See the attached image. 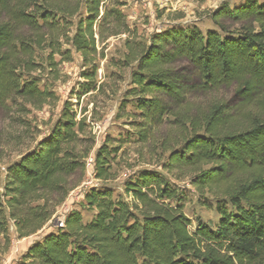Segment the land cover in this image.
I'll use <instances>...</instances> for the list:
<instances>
[{
    "label": "trees",
    "instance_id": "obj_1",
    "mask_svg": "<svg viewBox=\"0 0 264 264\" xmlns=\"http://www.w3.org/2000/svg\"><path fill=\"white\" fill-rule=\"evenodd\" d=\"M124 4L0 0V112L21 126L28 115L54 105L58 97L41 88L37 76L48 71L57 79L58 64L70 61L72 50L89 66L75 97L103 88L95 82L96 59L104 56L106 41L120 35L136 109L129 113L138 118L132 124L140 143L167 115L176 117L171 103L184 101L186 82L176 64L196 71L199 84L192 87L199 91L235 85L244 102L258 97L260 113L249 114L239 130L226 127L230 114L220 103L198 115L185 113L178 146L165 149L162 164L170 176L188 178L200 196L212 197L217 220L198 219L191 230V219L169 203L177 189L165 175L144 169L125 184L130 201L91 188L84 197L95 217L85 223L78 211L69 212L16 264H264V3H221L210 15L220 32L171 27L148 39L131 28ZM226 20L239 27L230 29ZM93 146L86 117L77 118L65 101L50 131L5 165L3 182L0 172V233L11 223L19 237L42 230L79 184L78 175L84 176ZM118 148L103 144L95 151V178L112 176Z\"/></svg>",
    "mask_w": 264,
    "mask_h": 264
},
{
    "label": "rangeland",
    "instance_id": "obj_2",
    "mask_svg": "<svg viewBox=\"0 0 264 264\" xmlns=\"http://www.w3.org/2000/svg\"><path fill=\"white\" fill-rule=\"evenodd\" d=\"M245 0H125L123 12L132 29H136L141 39H148L154 33H159L171 27L187 28L197 26L203 33L207 30L219 28L212 21L210 15L223 2L231 6L243 3ZM264 3V0H258ZM230 29L239 27V23L223 21ZM220 32V31H219ZM125 35L110 37L104 46V56L96 59L97 70L95 82L99 87L95 91L75 97L78 84L84 81L82 71L89 68L84 66L80 53L72 50L71 60L58 64L57 79H52L48 71L38 77L39 86L47 87L58 97L54 105L45 106L41 111L28 115L24 125H16L13 119L0 112V172L1 180L5 178V165L16 158L18 153L34 145V139L46 135L59 119L63 104L69 101L72 109L76 111L77 118L86 117L94 136V146L89 158L86 160L84 176L76 178L77 187L72 190L65 201L57 207L56 213L42 230L35 234L19 237L13 224H9L6 234L0 233V264H16L27 253L29 246L40 240L45 233L56 232L58 226L63 225L65 216L71 211H78L82 221H91L96 214V208L89 206L85 201V193L91 188L109 189L114 199L123 198L130 201L125 192V184L134 181L138 174L144 170H154L165 175L169 182L177 189V198L169 201L170 204L179 205L183 213L191 219V230L195 228L196 221L215 222L217 213L212 197L205 193L200 196L188 178L176 179L162 168L166 162L168 151L166 148L178 146L176 141L183 134L181 117L198 115L206 111L212 103L224 105L230 114V121L226 127L239 130L246 124V117L260 113L258 97L244 102L236 94V86H223L213 88L206 92L193 88L198 85L196 71L186 62L176 64L185 80L184 101L181 104H172L176 114L167 115L163 123L155 129L152 137L143 144L137 140L133 121L138 119L131 113H136L133 95L129 90L131 84L130 68L123 67L122 61L126 48ZM67 47V46H66ZM101 46H99L100 48ZM44 55V53H43ZM41 54V57L43 56ZM44 57V56H43ZM60 57L55 55V60ZM95 117V118H94ZM199 133H203L201 130ZM103 144L108 147H119L112 154L110 172L112 176L107 180H100L94 176L95 151ZM208 203V205L204 204Z\"/></svg>",
    "mask_w": 264,
    "mask_h": 264
}]
</instances>
